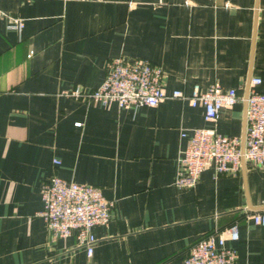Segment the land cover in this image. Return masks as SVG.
I'll use <instances>...</instances> for the list:
<instances>
[{
	"label": "crops",
	"instance_id": "obj_1",
	"mask_svg": "<svg viewBox=\"0 0 264 264\" xmlns=\"http://www.w3.org/2000/svg\"><path fill=\"white\" fill-rule=\"evenodd\" d=\"M119 56L161 66L169 94L218 85L239 101L213 123L188 99L121 109L67 94L98 88ZM251 90L264 92V0H0V264H183L200 238L235 221L239 239L226 246L238 264H264V226L245 217L264 210L263 168L243 161L236 174L208 168L193 188L175 184L182 132L244 139ZM53 175L115 202L93 228L91 258L40 215Z\"/></svg>",
	"mask_w": 264,
	"mask_h": 264
},
{
	"label": "built area",
	"instance_id": "obj_2",
	"mask_svg": "<svg viewBox=\"0 0 264 264\" xmlns=\"http://www.w3.org/2000/svg\"><path fill=\"white\" fill-rule=\"evenodd\" d=\"M24 26L21 18H12L8 25L17 31ZM261 82L259 77L252 80L254 85ZM67 94L87 103L116 104L121 109L157 107L169 97L188 99L192 106L204 107L205 119L213 123L218 121L225 107H232L239 101L236 88L224 89L218 85L202 90L197 84L190 95L179 89L169 94L164 86L161 66L147 58L127 56H119L109 62L106 78L98 88L87 89L76 85ZM246 102L244 139L221 134L215 127H197L182 132V137L187 138V145L178 163L175 184L179 188H193L208 168H213L216 177L236 174L243 161L264 169V92L251 90ZM54 163L60 161L55 159ZM41 195L44 208L40 215L47 229L55 237L76 235L91 258L97 243L93 228L110 222L115 202L107 199L99 186L67 180L59 175L51 176L41 185ZM245 217L254 224L264 226V210L246 211ZM239 236L238 221L223 230L210 232L189 249L183 264H238V250L227 247L226 241L228 238L237 240Z\"/></svg>",
	"mask_w": 264,
	"mask_h": 264
}]
</instances>
